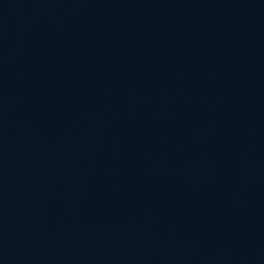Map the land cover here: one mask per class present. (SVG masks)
<instances>
[{
	"label": "water",
	"instance_id": "obj_1",
	"mask_svg": "<svg viewBox=\"0 0 264 264\" xmlns=\"http://www.w3.org/2000/svg\"><path fill=\"white\" fill-rule=\"evenodd\" d=\"M0 264H264V0H0Z\"/></svg>",
	"mask_w": 264,
	"mask_h": 264
}]
</instances>
